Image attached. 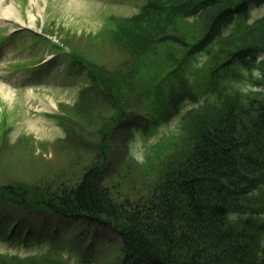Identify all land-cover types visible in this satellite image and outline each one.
Segmentation results:
<instances>
[{"label":"trees","instance_id":"16d2710c","mask_svg":"<svg viewBox=\"0 0 264 264\" xmlns=\"http://www.w3.org/2000/svg\"><path fill=\"white\" fill-rule=\"evenodd\" d=\"M260 1L145 0L99 32L45 27L90 83L74 106L60 103L67 137L53 145L66 164L10 170L19 167L3 157L35 139L11 142L0 121V236L48 244L0 252V264H264V71L247 94L231 86L264 62V15L247 22ZM211 48L204 66H188ZM187 98L199 104L165 143L115 163L133 129L151 130Z\"/></svg>","mask_w":264,"mask_h":264},{"label":"rangeland","instance_id":"374dc122","mask_svg":"<svg viewBox=\"0 0 264 264\" xmlns=\"http://www.w3.org/2000/svg\"><path fill=\"white\" fill-rule=\"evenodd\" d=\"M145 0H3L2 8L15 5V12L7 20L0 18V117L7 115L8 126L12 139L22 132L33 133L37 138L45 140L48 144L39 146L38 140L32 144L20 143L22 149L14 152L15 157H3L13 162L19 169L10 168L21 176H29L35 169H45L42 165L48 162L51 166L66 164V156L59 154V147L53 145L52 139L63 137L64 128L58 124L54 116L58 113V102L65 101L74 104L78 89L85 82V74L65 75L64 71L69 59L68 55L59 51L63 45L55 36L47 38L41 30L43 25L61 26L64 33L72 32H99L106 16L111 14H132L143 5ZM2 9L0 8V13ZM251 17L257 18L264 13V1L250 8ZM8 17V16H7ZM29 30H33L39 38L33 37ZM173 50H178L177 44H172ZM199 57L188 58V66L192 68L204 66L210 60V52ZM165 53L159 50L157 58L163 60ZM46 62L36 64L41 58ZM207 59V60H206ZM259 57L253 66L243 72V77L232 79L234 90L247 94L250 89L259 88L253 79L261 76L264 71V62ZM30 63V64H29ZM27 67L18 68V66ZM69 65V64H68ZM206 66V65H205ZM60 70H64L61 72ZM242 72V71H241ZM193 106L190 99H185L179 111L169 119L159 121L157 133L154 136H137L132 151L137 157H143L146 146L160 139L165 143L167 138L177 130V125L183 113ZM47 113L48 115H46ZM77 141L78 136H74ZM1 139V137H0ZM166 140V141H165ZM15 144H18L17 142ZM39 146V147H38ZM119 149L121 145L118 144ZM111 150H109L110 152ZM113 155L120 154L114 150ZM119 161L117 157L115 163ZM123 173V172H122ZM38 248L34 243L28 245L11 244L0 240V250H17L21 254L33 252Z\"/></svg>","mask_w":264,"mask_h":264},{"label":"bare ground","instance_id":"6f19581e","mask_svg":"<svg viewBox=\"0 0 264 264\" xmlns=\"http://www.w3.org/2000/svg\"><path fill=\"white\" fill-rule=\"evenodd\" d=\"M2 4H3V0H0V8L2 9V10H1L2 13H0V17H1L2 19H7V18L10 17V14H11V13H14V12H15V6H14V4H11V5H9V6L6 7V8H2V7H1ZM7 16H8V17H7Z\"/></svg>","mask_w":264,"mask_h":264}]
</instances>
